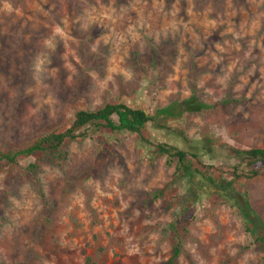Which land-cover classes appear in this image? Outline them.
<instances>
[{
	"label": "rangeland",
	"instance_id": "obj_1",
	"mask_svg": "<svg viewBox=\"0 0 264 264\" xmlns=\"http://www.w3.org/2000/svg\"><path fill=\"white\" fill-rule=\"evenodd\" d=\"M116 103L181 110L143 136L197 155L199 181L107 130L2 164L0 263L164 264L175 231V264H264L235 203L264 225V176L226 170L227 148L264 147V0H0V152Z\"/></svg>",
	"mask_w": 264,
	"mask_h": 264
},
{
	"label": "trees",
	"instance_id": "obj_2",
	"mask_svg": "<svg viewBox=\"0 0 264 264\" xmlns=\"http://www.w3.org/2000/svg\"><path fill=\"white\" fill-rule=\"evenodd\" d=\"M197 107L200 110L204 106L203 104H197ZM180 115L181 110L175 111L172 106L158 110L155 116H150L142 109L131 108L121 103L105 104L93 112L80 110L74 113L71 124L65 131L41 136L28 147L17 151L0 152V165H17L23 158L29 157L36 152H51L57 159L64 160L67 156V142L90 136L101 130H107L111 133L130 134L137 137L140 142L153 146L158 154L165 156L168 163L170 160H176L174 180L187 179L192 184L199 181L195 175L197 172L192 169V161H198L197 155L188 154L167 144H149L143 136L145 126L149 123L159 129H164L162 125L158 124L159 116L177 119ZM175 133L184 142L187 141L182 132L176 131ZM226 156L229 159H233L237 164L236 166L226 167L233 180L255 179L264 176V147L249 149L227 148ZM27 170L33 173L35 166L29 165ZM233 180L216 182L208 179V182L217 193L223 195L222 193H231ZM235 203L247 233L254 237L255 243L264 253V225L257 215L249 209L243 197ZM181 205H183V208L187 207L186 202L181 203ZM175 229L174 225H172V230L174 231ZM173 233L174 243L170 257L164 264H175L181 251V241L176 236V232L174 231ZM85 264L93 263L87 258Z\"/></svg>",
	"mask_w": 264,
	"mask_h": 264
}]
</instances>
